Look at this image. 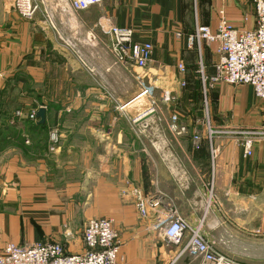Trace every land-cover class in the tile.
Masks as SVG:
<instances>
[{
	"label": "crops",
	"instance_id": "0c3cea01",
	"mask_svg": "<svg viewBox=\"0 0 264 264\" xmlns=\"http://www.w3.org/2000/svg\"><path fill=\"white\" fill-rule=\"evenodd\" d=\"M37 1L30 20L0 0V248L51 241L80 254L87 221L107 217L120 264H165L179 248L158 235L155 213L142 217L122 195L137 187L164 192L194 225L204 220L222 254L264 253V139L246 157L236 138H208L209 126L264 130V99L250 85L207 89L218 45L189 43L197 26L217 28L221 10L235 28H255L252 0H102L81 11ZM111 25L153 44L147 71L115 64L103 30ZM150 85L153 96L142 93ZM42 107L44 122L29 117ZM177 264L201 261L185 255Z\"/></svg>",
	"mask_w": 264,
	"mask_h": 264
},
{
	"label": "built area",
	"instance_id": "2783aa9c",
	"mask_svg": "<svg viewBox=\"0 0 264 264\" xmlns=\"http://www.w3.org/2000/svg\"><path fill=\"white\" fill-rule=\"evenodd\" d=\"M64 1L75 11L87 10L102 3V0ZM252 3L255 8V28H235L221 10L217 28L197 26L189 35V43L190 46L196 42L200 45H218L219 60L215 65V74L209 78L211 86L220 83L250 85L255 95L264 99V0H252ZM13 6L21 17L30 20L39 10L37 0H14ZM46 19L53 26L51 13L46 14ZM103 30L110 35L108 48L115 58V64L148 69L153 59V44L136 42L132 28L111 25ZM178 68L181 72L186 70L183 62L178 64ZM203 79L206 81V78ZM153 91V86H144L142 93L152 96ZM36 117L37 114L32 112L30 118ZM181 130L185 131V127ZM215 136L236 138L248 157L253 154L255 142L264 139V130H214L209 126L210 142ZM201 143L202 135L194 132V147L199 148ZM218 154V148L213 147V160ZM125 194L133 198L142 217L155 213L158 235L168 244L179 248L178 253L165 264H177L185 255L200 259L201 264H236L234 259L219 252L215 243L208 239L204 220L195 225L190 223L179 212L174 200L164 192L150 194L132 187ZM84 242L86 250L80 254H69L62 244L51 241L33 245L8 244L0 248V264H120V238L113 219H89L84 228Z\"/></svg>",
	"mask_w": 264,
	"mask_h": 264
},
{
	"label": "rangeland",
	"instance_id": "374dc122",
	"mask_svg": "<svg viewBox=\"0 0 264 264\" xmlns=\"http://www.w3.org/2000/svg\"><path fill=\"white\" fill-rule=\"evenodd\" d=\"M42 1H44L45 2V0H42ZM59 1H61V0H57V2H59ZM63 3H65V1L63 0ZM25 19V18H24ZM109 35V34H108ZM110 36V35H109ZM79 54V53H78ZM203 69V68H202ZM147 71V70H146ZM211 76H206V75H204L202 78H206V81H205V84H206V86H207V84H208V88L207 89H209L210 90V86H211V84H210V82H209V78H210ZM203 81H204V79H203ZM217 85V84H216ZM154 87V86H153ZM206 89V88H205ZM206 89V90H207ZM208 90V91H209ZM154 93H155V90L153 91V93H152V96L154 95ZM204 95H205V93H204ZM206 99V98H205ZM133 108L132 107H128L126 110H128V111H131ZM153 110H155L156 111V109H153ZM20 112V111H19ZM19 112H18V114H19ZM38 112H39V109L38 110H35V113L36 114H38ZM21 113V112H20ZM31 115V114H30ZM30 115H29V117H30ZM206 115V117H207V111H205V114H204V116ZM164 116L165 117H168L169 118V116H168V114L167 113H165L164 114ZM36 118H38V116L36 117ZM172 123H169V124H166L165 125V127H164V134H166V135H168V134H172ZM214 129V128H213ZM214 130H218V129H214ZM219 137V136H218ZM168 140V139H167ZM202 144V143H201ZM201 144H200V146H201ZM194 148H196V147H194ZM216 148H217V146H216ZM217 158L218 157H216L214 160H217ZM125 192H127V189L125 190V191H123L122 192V195L124 196V198H126V197H128L126 194H125ZM129 198V197H128ZM261 207V210H259L263 215H264V201H263V203H262V205L260 206ZM257 209H259V205L257 206ZM101 218H107V217H101ZM92 219V218H91ZM256 238H259V237H256ZM261 238L262 239H264V236H261ZM260 238V239H261ZM243 239V238H242ZM241 239V240H242ZM250 239H252V238H250V236H245V238H244V240L245 241H248V242H250ZM254 242L255 241H251V244L249 245V246H255V244H254ZM258 242V241H257ZM263 243H264V240L262 241ZM244 244H245V242H244ZM216 246V245H215ZM239 246V248H241L243 245H238ZM238 246H235L234 248H237ZM256 249H257V247H255V251H256ZM225 255V254H224ZM229 255H231V257L233 256L234 258H236L237 260H239V261H241V260H243L244 262H246L247 264H264V253H260V252H254V253H245V254H229ZM227 256V255H226ZM229 257V256H228ZM230 257V258H231Z\"/></svg>",
	"mask_w": 264,
	"mask_h": 264
},
{
	"label": "water",
	"instance_id": "95a60500",
	"mask_svg": "<svg viewBox=\"0 0 264 264\" xmlns=\"http://www.w3.org/2000/svg\"><path fill=\"white\" fill-rule=\"evenodd\" d=\"M153 115H155V111H152L147 116L150 117V116H153ZM37 116L42 119V122H44L45 118H46V108H44V107L40 108Z\"/></svg>",
	"mask_w": 264,
	"mask_h": 264
}]
</instances>
